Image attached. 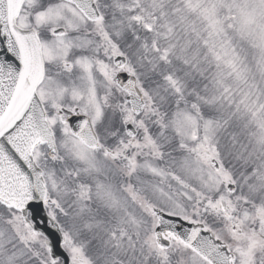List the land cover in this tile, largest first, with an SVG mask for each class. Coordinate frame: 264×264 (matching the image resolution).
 Returning a JSON list of instances; mask_svg holds the SVG:
<instances>
[{
	"label": "snow or ice",
	"instance_id": "snow-or-ice-1",
	"mask_svg": "<svg viewBox=\"0 0 264 264\" xmlns=\"http://www.w3.org/2000/svg\"><path fill=\"white\" fill-rule=\"evenodd\" d=\"M0 264H264V0H0Z\"/></svg>",
	"mask_w": 264,
	"mask_h": 264
}]
</instances>
